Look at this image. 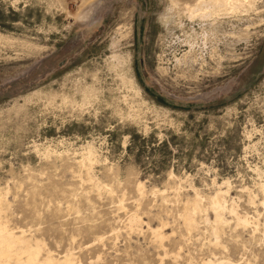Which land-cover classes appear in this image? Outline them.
I'll return each mask as SVG.
<instances>
[{
	"label": "rangeland",
	"instance_id": "rangeland-1",
	"mask_svg": "<svg viewBox=\"0 0 264 264\" xmlns=\"http://www.w3.org/2000/svg\"><path fill=\"white\" fill-rule=\"evenodd\" d=\"M197 1L0 0L3 215L41 257L264 264V0ZM217 186L259 226L214 223Z\"/></svg>",
	"mask_w": 264,
	"mask_h": 264
},
{
	"label": "bare ground",
	"instance_id": "bare-ground-1",
	"mask_svg": "<svg viewBox=\"0 0 264 264\" xmlns=\"http://www.w3.org/2000/svg\"><path fill=\"white\" fill-rule=\"evenodd\" d=\"M237 1L239 2V0H198L196 2V4L194 5V8L191 9V10H187V11L189 12V16L191 18H194V17H201V18H205V17L213 18L214 17V18H217V17H219L221 15L217 14L216 10L211 9V6H214L215 8L218 9V11L221 12V9H223V7L225 8V5L227 3H231L232 2L233 6H232V8H230L231 7L230 6L229 9L235 11V9H237L236 8ZM225 10H227V9H225ZM89 148L88 149L86 148V150L90 151ZM92 153H94V152L92 151L91 154ZM88 155H90V153H88ZM91 161H92V159L90 157H87L86 159H84V157H83L82 160L77 161V162H79L81 167L83 168V167H85V163H87L88 166H90L91 165ZM87 176H89V172H87ZM221 186H217V190L215 191V193H214V195L212 197L208 198V203H207L208 204L207 206L209 207L210 211L214 215V223H219V224L221 222L225 223L226 219L224 218L223 213L227 212L234 219V221L236 223V227L239 226V225L243 226V227H246L249 224L250 225L254 224L255 226H257L258 225V221H257L258 219H256L253 222H250L249 221V219H250L249 216L247 217V215H240L235 210V208L233 206L234 204H230V206L227 205V203H228V200H226V195H228V192L226 191L227 188L224 191V190H222ZM136 190H137L136 191L137 194H139L138 197H140L141 195L144 194L143 193L144 192L143 191V186H142V184L140 182H137ZM157 192L158 191H156V193ZM195 192L196 193L194 194V199L192 200V212L193 213H195L198 210H200V202H201V197H199L197 191H195ZM158 193H160V192H158ZM260 193H261V195H263V200L262 201H258V205L264 207V186L263 185L261 187ZM255 197H252L250 199V203L251 204L255 205V202H254V198ZM2 201H3V199H1V196H0V264H76L73 254H63V255H61V256H59L57 258H54L53 254L47 252L46 254H43L44 257H41L40 256L41 255L40 254V249L41 248H40V245H39L40 243L38 244V242H36V240H34L35 242H32L31 241L32 239L31 240L28 239L26 237V235H25V230L24 231L23 230H18L17 232H13V230L8 228V226L6 224V220L4 218L5 216L3 215L5 206L3 208ZM120 206H122V205L119 203V208H120ZM183 218H184L183 220H184V225L186 227V230H187V232L190 233V230L196 228L194 219H193L192 215L188 214V213H185ZM204 221L206 223H208L209 222L208 217L204 218ZM128 225H129L130 229L133 228V227L138 229V228H140L143 225V222L138 216L130 215L129 219H128ZM215 227H217V226H215ZM251 227H252V225H251ZM162 228H163V225H160L157 228H151V227L147 226V230L149 232H151V234H153V237L155 238V240H159L158 243H160V244H162L161 241L164 238H166V236L164 237V235L162 234ZM217 228H215V229L212 228V229H214L213 232H214L215 240L218 241V239H217L218 238ZM256 230H257V228H256ZM229 259L222 258V259H214L213 261L212 260H208V261L205 260L206 262L203 261V264H236L235 262H233V261H231Z\"/></svg>",
	"mask_w": 264,
	"mask_h": 264
}]
</instances>
